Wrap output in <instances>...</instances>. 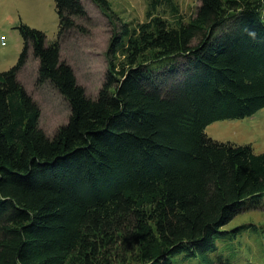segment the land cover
<instances>
[{
    "label": "trees",
    "instance_id": "1",
    "mask_svg": "<svg viewBox=\"0 0 264 264\" xmlns=\"http://www.w3.org/2000/svg\"><path fill=\"white\" fill-rule=\"evenodd\" d=\"M53 1L56 38L20 21V53L0 71V264L206 260L245 200L264 195V151L204 131L264 106L263 0H199L188 19L175 0H148L173 21L148 13L138 29L90 0L115 24L95 96L61 58L62 42L87 32L85 3ZM29 57L35 82L70 108L52 135L19 79Z\"/></svg>",
    "mask_w": 264,
    "mask_h": 264
},
{
    "label": "rangeland",
    "instance_id": "2",
    "mask_svg": "<svg viewBox=\"0 0 264 264\" xmlns=\"http://www.w3.org/2000/svg\"><path fill=\"white\" fill-rule=\"evenodd\" d=\"M89 20L82 23L87 32L77 31L62 42L61 58L74 69L78 82L86 93L95 96L102 85L107 67L105 55L115 29L114 22L90 0H83ZM118 19L128 23L131 29L152 16L162 15L173 21L170 12L163 7L150 11L148 0H108ZM180 13L188 19L199 0H175ZM260 11L264 21V0ZM42 30L48 40L56 38L58 15L53 0H0V71L10 68L17 60L22 38L16 27L19 22ZM148 55H151L150 53ZM116 62H123L125 55L116 54ZM37 62L29 57L20 71L19 79L38 102L40 126L52 135L64 124L70 114L68 102L49 84L38 85ZM205 133L219 141L251 144L256 153L264 151V106L249 116L218 119L205 126ZM238 228L235 235L232 231ZM228 233L215 237V247L202 255L184 259L182 253L172 257L173 264H264V195L258 201L245 200L242 210L221 227ZM131 253L113 254L98 264H124L132 260ZM124 261V262H123Z\"/></svg>",
    "mask_w": 264,
    "mask_h": 264
}]
</instances>
